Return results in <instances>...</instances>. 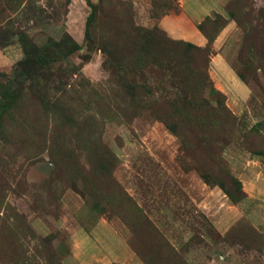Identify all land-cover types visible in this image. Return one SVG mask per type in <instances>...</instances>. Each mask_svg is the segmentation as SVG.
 <instances>
[{"label":"rangeland","instance_id":"1","mask_svg":"<svg viewBox=\"0 0 264 264\" xmlns=\"http://www.w3.org/2000/svg\"><path fill=\"white\" fill-rule=\"evenodd\" d=\"M53 42L0 113V264H264V0H0L1 72Z\"/></svg>","mask_w":264,"mask_h":264},{"label":"trees","instance_id":"2","mask_svg":"<svg viewBox=\"0 0 264 264\" xmlns=\"http://www.w3.org/2000/svg\"><path fill=\"white\" fill-rule=\"evenodd\" d=\"M89 3L91 12L88 15L87 21L91 20L94 13V5L91 2ZM67 41L70 45L73 46L67 52H71L74 50V48L76 49L79 47V45L75 41ZM51 45L55 46V49L51 51H41L33 46H28L27 44L26 47L29 50V55L27 57H23L20 61L17 62V64H15L13 72L8 75L0 71V113L11 114L13 107L22 98V83H25V81L30 78V74L33 71H39L40 74V70L42 68L47 70L51 66V62L54 61L55 57L57 58L60 56L61 51H63L64 49L61 46V43L53 42L51 43ZM48 47L50 48L51 46L49 45ZM31 83L33 84L32 76ZM0 129H2L1 123Z\"/></svg>","mask_w":264,"mask_h":264},{"label":"crops","instance_id":"3","mask_svg":"<svg viewBox=\"0 0 264 264\" xmlns=\"http://www.w3.org/2000/svg\"><path fill=\"white\" fill-rule=\"evenodd\" d=\"M181 7H182V8H181V11H182L181 14H182V13H184V12H183V11H184V10H183V5H182ZM179 13H180V12H179ZM161 23L163 24V20L161 21Z\"/></svg>","mask_w":264,"mask_h":264}]
</instances>
